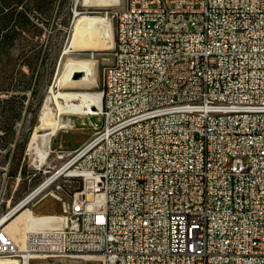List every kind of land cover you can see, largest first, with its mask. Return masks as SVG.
<instances>
[{
    "label": "built area",
    "instance_id": "1",
    "mask_svg": "<svg viewBox=\"0 0 264 264\" xmlns=\"http://www.w3.org/2000/svg\"><path fill=\"white\" fill-rule=\"evenodd\" d=\"M114 17L104 122L24 198L63 219L16 238L10 209L0 264H264V0H125Z\"/></svg>",
    "mask_w": 264,
    "mask_h": 264
},
{
    "label": "rangeland",
    "instance_id": "2",
    "mask_svg": "<svg viewBox=\"0 0 264 264\" xmlns=\"http://www.w3.org/2000/svg\"><path fill=\"white\" fill-rule=\"evenodd\" d=\"M124 1L98 9L84 5V0H67L63 5L61 0H26L23 8H19L27 9L32 23L13 33L7 61L9 71L5 75L0 73V99L8 100L0 101V185H6L0 217L54 176L65 162L62 156L83 146L102 126L104 116L100 109L85 115L63 114L61 119L72 120L74 126L54 134L47 160L38 166L35 156L28 151L46 96L51 90H57L74 62L94 63L96 80L88 85L87 91L102 93L101 76L104 67L111 62L116 38L114 15ZM16 19L20 21L19 17ZM101 20L111 26L114 41L106 42L101 37L97 26ZM33 87L35 96L31 92ZM52 108L56 112L57 106L53 104ZM27 207L44 216L36 219L29 211L26 213L32 217L36 228L44 229L63 219V203L51 195L37 201L36 206ZM24 233L18 230L16 235L21 238ZM48 256L35 258L32 264H101L97 257L90 255Z\"/></svg>",
    "mask_w": 264,
    "mask_h": 264
},
{
    "label": "bare ground",
    "instance_id": "3",
    "mask_svg": "<svg viewBox=\"0 0 264 264\" xmlns=\"http://www.w3.org/2000/svg\"><path fill=\"white\" fill-rule=\"evenodd\" d=\"M119 1L84 0V5L102 9L120 5L121 2ZM97 26L100 29L99 31L104 41H114L112 28L106 20L99 21ZM94 66V63L89 60L74 62L67 75L64 76L63 80H60L61 82L57 90H51L48 96H46L39 115V124L36 126L28 144V151L35 156L38 166L47 160L54 134L62 128L74 126L72 120L68 119L64 121L61 119V115H85L95 113L96 110L101 109L103 94L98 91H87L88 85L94 84L96 80ZM113 68L114 61H111L104 67L103 74H108V70H113ZM75 77H80L81 79L77 80ZM53 104L57 106L56 112L53 111ZM62 171L63 169H60L54 176L40 185L34 193L44 188L50 181L58 177ZM77 182L79 184H85V177H77ZM33 195L31 194L28 198L22 200L11 212L22 208ZM28 211L36 219L44 218L40 217L41 215L39 214L37 215L30 207L27 208L26 206L22 208L7 223V228L12 231L15 237L17 236L16 232L18 230L25 232L27 230L42 229L34 227L32 217L30 215L26 216ZM8 217V215H5L1 217V220L4 221ZM59 253L61 252H46V255L56 256Z\"/></svg>",
    "mask_w": 264,
    "mask_h": 264
},
{
    "label": "trees",
    "instance_id": "4",
    "mask_svg": "<svg viewBox=\"0 0 264 264\" xmlns=\"http://www.w3.org/2000/svg\"><path fill=\"white\" fill-rule=\"evenodd\" d=\"M26 0H0V73L7 74L8 66L7 61L10 54V42L13 33L17 32L18 28H23L32 23V19L27 11L23 8L22 4ZM67 0H61L60 4L63 5ZM15 17H19L20 21L15 20ZM21 25V26H20ZM27 68L31 71L30 64H26ZM37 83V82H36ZM32 95L35 96L36 88L31 89ZM1 102L8 101L6 99H0ZM2 138V137H0Z\"/></svg>",
    "mask_w": 264,
    "mask_h": 264
}]
</instances>
